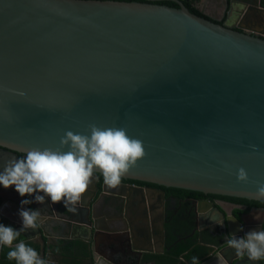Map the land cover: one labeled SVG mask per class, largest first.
Wrapping results in <instances>:
<instances>
[{
  "label": "water",
  "instance_id": "water-1",
  "mask_svg": "<svg viewBox=\"0 0 264 264\" xmlns=\"http://www.w3.org/2000/svg\"><path fill=\"white\" fill-rule=\"evenodd\" d=\"M0 149L5 181L22 154L264 203V5L229 27L184 0H0ZM17 186L8 219L39 247L21 264L167 263L109 240L91 206L54 220ZM249 215L238 230L223 215L222 243L197 264H264V221L251 217L264 210Z\"/></svg>",
  "mask_w": 264,
  "mask_h": 264
},
{
  "label": "flooded vegetation",
  "instance_id": "flooded-vegetation-1",
  "mask_svg": "<svg viewBox=\"0 0 264 264\" xmlns=\"http://www.w3.org/2000/svg\"><path fill=\"white\" fill-rule=\"evenodd\" d=\"M134 1L145 2V0ZM260 1L264 5V0H227L225 8H218L214 11L215 14L201 10L198 7L199 1L196 7L208 19L234 27L242 20L244 11L247 12V7H253L256 2ZM159 4L178 7L172 1H163ZM231 7L235 9L232 10ZM252 34L258 35L254 32ZM0 152H2L1 149ZM18 156V164L13 163L7 169L11 180L0 179V223L6 231L12 229L15 231V226L6 222L4 218L11 210L10 206H5L7 202L10 200L21 201V194L11 191V189L17 190L18 179L27 199L30 195L36 202H40L44 198L48 199L49 210L52 212L50 218L63 219L65 210L70 206L75 207L74 216L77 219H83L89 213V206H91L98 225L117 232L110 233L109 240L127 248H135V244L138 247L151 248L157 254L151 256L150 259L159 263L165 256L176 259V264H197L199 261H203L213 251L211 246L216 249L223 241L221 236L223 215H226V219L233 223V229L238 230L239 226L235 224L234 218L241 219L246 216L249 219L250 212L264 210L263 206L251 202H240L230 197L193 191L177 192L172 190L175 188L159 187L84 170H75L22 154ZM200 209L203 211L202 217L199 213ZM216 209L220 210L223 215ZM251 217L264 221V216ZM176 219L190 223L189 228L185 227L183 232L178 233L180 228L175 227ZM173 238H175V242H172ZM189 239L196 240L197 244L206 248V254L195 261L188 259L191 252H194L192 249L180 257L173 256L172 251L178 242ZM145 240H150L151 244L147 242L148 244L144 245ZM52 241H57V239L52 238ZM68 245V250H70L75 243ZM166 264L171 263L167 262Z\"/></svg>",
  "mask_w": 264,
  "mask_h": 264
},
{
  "label": "trees",
  "instance_id": "trees-1",
  "mask_svg": "<svg viewBox=\"0 0 264 264\" xmlns=\"http://www.w3.org/2000/svg\"><path fill=\"white\" fill-rule=\"evenodd\" d=\"M199 0H186L184 2L185 6L194 14L200 16V17H205L207 18L202 11H200L197 7L196 4ZM171 6H175L174 4H170ZM177 192H184L188 193L187 190H182V189H172ZM234 200L240 201V202H245V203H252V204H257L260 206L264 207V203L261 202H256V201H249L245 199H237V198H232ZM176 225L175 227H179L180 230L178 233L183 232V228L190 226V223H184L180 221L179 219H176ZM0 241L5 243L2 246V252H1V260L0 264H21L22 261L24 260H29L31 259L30 254L28 251H38L39 247L33 244L32 242L24 243L25 238L23 235L17 233L13 229L10 231H6L3 225L0 223ZM175 242V238H173V241ZM21 243H24V245H21ZM192 249L194 252L188 256V259L196 260L203 255L206 254L207 250L206 248L200 246L197 244V241L194 239H189L187 241H180L178 242V245L173 249L172 255L175 257H180L183 255L185 252H188ZM162 261L165 262H170L171 264H176V259L165 256L161 258Z\"/></svg>",
  "mask_w": 264,
  "mask_h": 264
},
{
  "label": "crops",
  "instance_id": "crops-1",
  "mask_svg": "<svg viewBox=\"0 0 264 264\" xmlns=\"http://www.w3.org/2000/svg\"><path fill=\"white\" fill-rule=\"evenodd\" d=\"M225 4H227V0H199L198 7L201 10H206L207 12L215 14L214 11L217 10L218 8H220V7H224ZM5 206H10V208H11L9 214H7V217L4 218V220L9 223L11 221H9L8 218L13 217L15 215V211H14V209L12 207L11 201L7 202V205H5ZM15 231H16V227H15ZM53 238L58 239L57 237H53ZM45 240H46V238H45ZM1 250H2V248H1Z\"/></svg>",
  "mask_w": 264,
  "mask_h": 264
}]
</instances>
